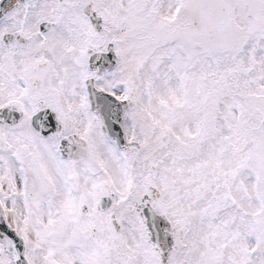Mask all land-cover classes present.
<instances>
[{
	"label": "rangeland",
	"instance_id": "374dc122",
	"mask_svg": "<svg viewBox=\"0 0 264 264\" xmlns=\"http://www.w3.org/2000/svg\"><path fill=\"white\" fill-rule=\"evenodd\" d=\"M176 1L181 4L187 1V4L196 9L198 17L205 21H211V15L220 18L223 15L222 9L226 12L222 16L223 23L227 17L224 26L211 28L210 24L209 33L205 28L202 29L206 34H203L202 41H198L195 46L193 60H185L183 54L178 57L177 63L172 64V59L165 56L164 63L167 64L162 66L163 73L167 72L164 67L174 70L168 79L172 86L169 93H165L168 112L165 125L173 127L175 131L186 126L187 118H192L191 127L195 128L197 135V143L187 156L181 152L174 153L172 146V150L164 151V170L172 176L175 171L174 157H186L181 164L183 170H186V162L189 161L192 167L197 166L206 173L203 181L193 183L175 181L174 177H178L176 174L170 177L165 173L167 179L163 189H171L173 186L188 194L191 191L196 194L190 207L195 216L200 218L198 237L192 244L193 247L196 244L197 252L186 249L184 256L190 260V264H205L201 259L202 255L210 264H264V130L260 125L264 116V0ZM173 2L168 0L169 5L173 6ZM113 7L114 10H110L107 19L108 25L112 26L114 35L117 34V47L121 49L122 58H126L131 54L130 42L123 38L127 30L122 25H139L129 16V5L113 2ZM213 8L216 9L212 13ZM188 14L194 16L191 10L183 15ZM242 24L246 28L243 34L238 31L243 27ZM198 38L199 35L196 34L193 40L197 41ZM156 48L148 46V51L154 55ZM59 58L66 60L64 56ZM126 61L123 64L126 65ZM183 71L189 76L190 84L187 88L188 95L183 93L185 98L182 100V93L178 92L185 81L182 77L173 78L182 75ZM180 101L186 104L177 109ZM175 114H178L176 118ZM9 136L10 139L13 138V135ZM145 145L152 150L155 142H145ZM208 159H214L213 164L208 163ZM153 160H157V157L154 156ZM243 164L241 172L237 173V166ZM140 173V176L147 177L153 183H149L151 187L161 183L157 181V173L150 174L146 163ZM218 178L220 179L217 181ZM138 181L134 186L139 189V193L137 196L132 194L128 211L126 207L127 213L131 212L134 203L146 192L143 184ZM230 182L234 192L232 196L226 193ZM188 194L182 200L183 203L192 200V195ZM227 196L233 198L235 206L228 204ZM13 204L10 200L8 218L10 225L16 228L18 215L12 209ZM183 208H186L184 204ZM206 225L209 227L205 228ZM203 232L207 235V243H210V237L218 236L217 242L211 243L212 248L207 252L205 247L201 250L200 243L205 238ZM211 233L213 234L210 235ZM251 240L259 246L254 256L248 254L252 247ZM213 241L215 240L211 242ZM221 246L226 247L225 253L220 252ZM132 250L134 255H147L144 247L142 250L136 247ZM148 256L151 260L153 255L148 253ZM0 264H12L11 254L7 249L0 256ZM134 264H138V257Z\"/></svg>",
	"mask_w": 264,
	"mask_h": 264
},
{
	"label": "flooded vegetation",
	"instance_id": "af4514ba",
	"mask_svg": "<svg viewBox=\"0 0 264 264\" xmlns=\"http://www.w3.org/2000/svg\"><path fill=\"white\" fill-rule=\"evenodd\" d=\"M58 4L59 0H42L33 12L25 5L20 7L23 10H18V16L5 17L0 22V114L8 117L6 111L17 113L19 122L9 129L22 130L23 134L29 135L33 140L36 138L30 118L44 109L54 113L58 120L57 131L53 136L67 134L68 130L64 128L66 118L63 116L62 106H58L60 101L54 96L56 89L60 100H67L68 84L57 85L53 81L50 64L46 63L48 59L52 61L57 57L52 50L53 44L61 41L65 45L69 39L64 34L55 36L50 32L51 28L43 29V20L39 18L48 21L55 19L56 16H48L47 13L49 10L50 13L56 11ZM24 49L28 57L16 58L17 51ZM46 138L42 149L50 151L49 135ZM13 156L16 157L17 153L14 152ZM26 157L22 158V164ZM2 168L3 171L10 172L6 165Z\"/></svg>",
	"mask_w": 264,
	"mask_h": 264
},
{
	"label": "water",
	"instance_id": "95a60500",
	"mask_svg": "<svg viewBox=\"0 0 264 264\" xmlns=\"http://www.w3.org/2000/svg\"><path fill=\"white\" fill-rule=\"evenodd\" d=\"M0 232L2 234H5L8 239L11 241V243L13 244V249L16 253V255L18 257H21V241L14 235V233H12L11 231H9L7 228H5L4 226L2 227L0 225ZM20 261L22 262V264H24L22 258H20Z\"/></svg>",
	"mask_w": 264,
	"mask_h": 264
}]
</instances>
